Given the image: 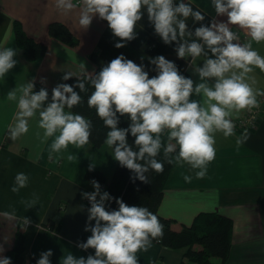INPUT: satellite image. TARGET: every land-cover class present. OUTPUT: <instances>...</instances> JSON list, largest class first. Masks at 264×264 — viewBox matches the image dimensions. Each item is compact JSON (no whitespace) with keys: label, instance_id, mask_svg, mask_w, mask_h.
I'll list each match as a JSON object with an SVG mask.
<instances>
[{"label":"clouds","instance_id":"obj_1","mask_svg":"<svg viewBox=\"0 0 264 264\" xmlns=\"http://www.w3.org/2000/svg\"><path fill=\"white\" fill-rule=\"evenodd\" d=\"M78 24L87 30L93 19L106 21L114 37L119 38L116 48H123L137 38L136 27L146 12L154 33L165 45L175 44L178 59L187 61L193 80L181 73L177 64L163 55L147 57L156 75L149 77V70L141 63L118 55L101 68L89 73L88 81L94 91L87 99L89 108L109 129L104 143L111 149L114 160L133 173V182L149 183L150 171L162 173L164 162L187 164L195 171L197 179L207 175L208 165L215 159V133L225 137L234 134V113L259 107L257 96L264 91L255 89L254 77L249 74L258 68L264 72V56L256 51L252 42H264V0H210L215 15L204 23L207 14L194 9L190 0H79ZM55 7L67 15L77 7L73 0H55ZM226 18V19H220ZM199 23L190 28L188 21ZM236 26L250 38L241 43L240 35L232 30ZM142 27V26H141ZM18 52L11 47L0 49V79L12 70L18 61ZM203 58L202 64L195 62ZM145 57H141L143 61ZM81 68L85 65L81 63ZM73 73L66 72L67 81ZM45 83V78H41ZM35 78L7 93L9 101L16 102L18 111L15 122L9 125L7 135L15 141L29 131V120L38 115V127L43 129L42 142L53 138L49 158H57L69 147L85 149L90 145L93 123L81 114L71 111L83 103L80 92H87L84 80L75 85L59 83L49 91L41 87L34 91ZM78 88L80 92L75 91ZM193 97H197L193 98ZM127 117L128 127H119L120 118ZM129 134L134 147L129 144ZM166 136L167 143L164 142ZM248 138L237 139V145ZM163 149L164 161L157 159ZM175 154V155H173ZM68 161L77 160L74 154ZM94 168L89 165V171ZM28 176L17 173L12 192L27 187ZM185 182L192 176L185 175ZM94 191L82 192L89 201L85 231L91 235L77 247L83 251L93 249L94 254L76 257L71 252L63 256L61 264H139L137 253L148 251L153 240L162 237L163 225L158 217L145 206H129L115 198L118 209L108 210L106 202L114 198L101 185L90 181ZM39 197L22 201L34 207ZM83 205L80 206L83 210ZM9 220L15 211L0 213ZM95 222L94 224L92 222ZM31 223L27 217L20 219L21 230ZM0 264H12L11 258L2 255ZM51 249L40 254L37 264H51Z\"/></svg>","mask_w":264,"mask_h":264},{"label":"crops","instance_id":"obj_2","mask_svg":"<svg viewBox=\"0 0 264 264\" xmlns=\"http://www.w3.org/2000/svg\"><path fill=\"white\" fill-rule=\"evenodd\" d=\"M190 2L194 9L199 8L207 14L204 23L215 15L210 0ZM73 3L77 7L65 15L55 7V0H0V49L11 47L18 52L15 57L18 63L0 79V213L15 211V219L0 216V246L5 249L4 256L15 242L22 217L31 221L26 230V249L38 259L42 252L49 249L53 252L51 264H61L62 257L69 252L76 257L91 254L89 250L77 247L86 233L87 208L90 207L81 193L94 191L86 179V172L93 164V169L102 171L109 182L118 166L107 145L96 148L91 142L85 149L69 145L59 158L53 154L50 159V145L54 137L42 142L44 130L38 127V115L29 120V131L25 135L11 140L7 133L9 125L15 122L18 109L16 102L7 99V93L33 78L35 83H41V78H45L43 84L53 88L64 82L62 77L66 72L73 73V76L95 73L99 67L121 54L138 65L143 63L149 70L150 78L154 73L147 59L152 56L145 51L146 41L154 32L146 12L137 24V38L118 49L115 44L119 38L113 36L106 21L95 17L87 30L80 28L78 19L82 5L79 0H73ZM14 20L21 21L30 36L46 42L48 48L43 57L35 61L25 58L15 39ZM52 21L65 23L78 37L79 44L72 46L51 36L48 26ZM188 24L193 29L199 26L191 19ZM236 29L248 42L250 38L246 33L232 26V30ZM252 46L264 56V42H252ZM142 56L145 57L143 61ZM163 56L171 61L177 58L175 55ZM202 61L203 58H199L195 63L202 64ZM81 63L85 65L84 69ZM184 67L193 80H198L186 60ZM249 75L256 80L253 87L264 91V72L255 68ZM247 110L234 113L233 119L242 118ZM245 133L248 138L237 145V139ZM215 140V159L208 165L203 179H197L195 171L198 170L191 169L186 163L175 166L164 190L159 212L172 218L174 229L179 230L184 225H190L201 211H218L234 223L232 247L226 264H264V117L257 126L238 128L229 137L217 132ZM69 154L76 155L77 160L68 161ZM20 172L28 176V184L14 193L11 189L15 176ZM185 175L192 176L191 182H185ZM33 194L39 200L28 209L22 201L33 199ZM51 221L58 229H48ZM183 254V249L152 242V247L146 252H138L137 257L139 264H180ZM28 263L29 259L24 264Z\"/></svg>","mask_w":264,"mask_h":264},{"label":"trees","instance_id":"obj_3","mask_svg":"<svg viewBox=\"0 0 264 264\" xmlns=\"http://www.w3.org/2000/svg\"><path fill=\"white\" fill-rule=\"evenodd\" d=\"M13 29L16 42L23 50L27 60L35 61L45 55L48 48L46 42L30 36L24 29L21 21L14 20ZM48 33L72 46L79 44L78 37L61 21H52L48 26ZM174 48L175 44L165 45L154 32L149 35L145 45L146 53L152 57L157 55L176 56ZM172 61L177 64L183 75L190 76L184 67L185 60L176 58ZM100 70L101 67H99L95 73H98ZM88 75L89 74L73 76L63 83L75 85L78 78L84 80L87 92H80L78 88L75 89V91L80 92L83 103L75 106L71 111L81 114L92 121L93 129L90 142L94 147L101 148L106 145L104 141L109 129L104 126L103 121L97 116L96 110L94 108H89L87 105V99L94 91V88L87 79ZM154 75H156L155 72L152 76ZM41 87L47 88L50 99L52 88L40 82H36L34 91H39ZM129 122L126 116L121 117L119 127L126 128ZM128 141L129 144L134 147V138L130 134L128 136ZM164 142L167 143L166 136L164 137ZM157 159L162 162L164 161L163 149ZM176 165L175 162L172 164L164 162V171L162 173L150 171L146 174L149 177V183H142L139 180L133 182V173L121 167L119 163L109 182L102 171L95 169L92 171L87 170L86 179L89 182L93 179L96 180L101 185V191H107L110 196L114 198L112 201L106 202V208L108 210L118 209L115 198H121L129 206H145L153 212L163 225L162 237L153 240V242L160 243L172 249H183L184 254L180 264H226L232 247V232L234 226L233 220L230 217L218 211H201L195 215L190 225H184L181 229L176 230L173 227L174 220L160 214L159 207L164 195V190L169 176ZM48 229L55 230L58 228L55 226L54 222L51 221ZM90 235V232H86L83 235L82 241H86L87 237ZM26 239L27 232L22 231L19 227L12 248L5 254V256L11 258L12 264H24L27 259H29L28 264H37L38 258L28 253L26 249ZM88 250L91 254H94L93 249Z\"/></svg>","mask_w":264,"mask_h":264},{"label":"built area","instance_id":"obj_4","mask_svg":"<svg viewBox=\"0 0 264 264\" xmlns=\"http://www.w3.org/2000/svg\"><path fill=\"white\" fill-rule=\"evenodd\" d=\"M237 32L241 39V43H245V39L243 37V34L239 30H233ZM259 107H255L252 109H248L245 113V115L242 118L233 119V123L235 125L234 130H237L238 128H251L257 126L259 120L264 117V96H258L257 97Z\"/></svg>","mask_w":264,"mask_h":264},{"label":"rangeland","instance_id":"obj_5","mask_svg":"<svg viewBox=\"0 0 264 264\" xmlns=\"http://www.w3.org/2000/svg\"><path fill=\"white\" fill-rule=\"evenodd\" d=\"M103 192V191H102Z\"/></svg>","mask_w":264,"mask_h":264}]
</instances>
